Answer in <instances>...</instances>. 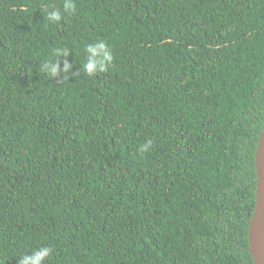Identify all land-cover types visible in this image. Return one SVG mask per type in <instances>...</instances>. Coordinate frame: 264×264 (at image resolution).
<instances>
[{
    "label": "trees",
    "instance_id": "16d2710c",
    "mask_svg": "<svg viewBox=\"0 0 264 264\" xmlns=\"http://www.w3.org/2000/svg\"><path fill=\"white\" fill-rule=\"evenodd\" d=\"M64 2L0 0V264H253L264 0Z\"/></svg>",
    "mask_w": 264,
    "mask_h": 264
},
{
    "label": "clouds",
    "instance_id": "9594fccd",
    "mask_svg": "<svg viewBox=\"0 0 264 264\" xmlns=\"http://www.w3.org/2000/svg\"><path fill=\"white\" fill-rule=\"evenodd\" d=\"M64 8L66 11H73L76 8V4L74 0H65ZM48 18L53 22H58L61 20V13L57 10L48 11ZM86 61L83 65V71L87 75H94L98 72L107 71L108 66L112 64L114 60L113 52L108 45V43L104 40H98L93 43H89L86 46ZM60 49H56L54 55H60ZM67 53H63L66 55ZM71 68V64L65 62L63 71H68ZM44 72H47L50 76L57 75L60 71V65L58 62H53L52 60H48L45 62V67L41 69ZM152 141L149 140L144 144L139 146V151L141 153L147 152L151 147ZM52 255V248L50 246H42L30 254H25L20 260L19 264H45L48 257Z\"/></svg>",
    "mask_w": 264,
    "mask_h": 264
},
{
    "label": "water",
    "instance_id": "95a60500",
    "mask_svg": "<svg viewBox=\"0 0 264 264\" xmlns=\"http://www.w3.org/2000/svg\"><path fill=\"white\" fill-rule=\"evenodd\" d=\"M255 208L248 223V250L253 264H264V124L255 150Z\"/></svg>",
    "mask_w": 264,
    "mask_h": 264
}]
</instances>
